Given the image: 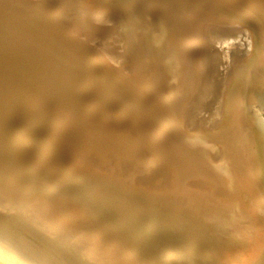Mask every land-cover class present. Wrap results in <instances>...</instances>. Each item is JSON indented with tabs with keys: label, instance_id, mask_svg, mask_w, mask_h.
<instances>
[{
	"label": "bare ground",
	"instance_id": "6f19581e",
	"mask_svg": "<svg viewBox=\"0 0 264 264\" xmlns=\"http://www.w3.org/2000/svg\"><path fill=\"white\" fill-rule=\"evenodd\" d=\"M45 1L36 9L38 1L0 0V146L7 154L0 163V255L9 264H172L177 256L180 264H264V5L251 33L234 19L241 15H229L232 0H194L182 17L177 9L179 21H165L173 28L168 52L155 57L144 82L138 73L153 60L142 39L151 34V8L168 10L171 0H140L127 11L139 30L122 47L134 58L130 73L131 66L125 72L120 65L109 14L120 2L98 5L95 23L87 24L96 32L86 41L68 21L80 10L88 19L86 0ZM200 9L208 18H199ZM215 20L239 26L209 24ZM215 27L224 31L214 33ZM168 67L176 86L169 93L168 78L159 75ZM34 98L48 104L49 123L41 121L48 115L39 116ZM223 119L237 121L229 136L240 148L234 158H241L233 166L239 178L225 222L217 204L202 214L184 212V194L172 202L160 194L149 205L117 179L90 174L80 161L90 153L104 163L129 158L145 165L153 139L150 148L180 169L185 164L176 150L205 144L202 131ZM193 123L197 131L188 129ZM134 169L130 177L142 170ZM100 195L109 202L103 205ZM111 208L122 217L108 213ZM151 225L167 238L148 232Z\"/></svg>",
	"mask_w": 264,
	"mask_h": 264
},
{
	"label": "rangeland",
	"instance_id": "374dc122",
	"mask_svg": "<svg viewBox=\"0 0 264 264\" xmlns=\"http://www.w3.org/2000/svg\"><path fill=\"white\" fill-rule=\"evenodd\" d=\"M37 1L34 0V2H37L36 3L37 5L35 6L36 9L44 8V4H45V6L47 4L45 0H37ZM107 1L108 0H86L85 5L88 9H90L89 14L91 13L90 14L91 16L89 17V14H88V19H85L82 16L83 11L82 12H81V10H80V12L73 11L70 13V19L68 21H70L71 26H78L82 30V33L84 34V37L82 36V38L85 39L86 41H89L90 37L94 36V33L96 32V30H94V31L89 30L90 27L87 24L89 22L93 23L95 21L96 17L94 16V14H95L96 10L98 9V5L100 8L104 4H107V5H104L107 7V6H112V4L115 3V1L120 2L119 6L117 8H115V6L114 7L112 6L110 8L112 11H110L109 14L114 17L111 26L116 28L115 33L117 36L119 35L118 36V39H119L118 46H119V50H121L120 51V53H121V59L120 60L122 61V63L120 65L122 66V64L123 65L125 64L124 66H122V67H124V69H126L125 72H128V69H130L128 66H131V69L129 70V73H130L131 70H133L132 67L134 66V64H132V63H133L134 58H132L133 55L131 53L126 52L127 50H125V48H122V47H125L124 45L127 42L128 34L131 31H135L138 33L139 30L136 29L135 22L134 21L132 22V19L130 18L131 15L130 16L128 15L129 18L126 15L132 13V12H127V11H132V8H134V6H136V4H138V2L140 0H122V1L121 0H109L108 2ZM171 1L172 2H169L170 4L167 3V7H168V5H170V7H168V10L166 8V9L158 11V9H156L155 7L151 8V12L153 13L152 16L149 18L151 34H149V36L145 37V38L142 37V35H140L142 37V39H144L145 45L147 47V49H146V47H144V49H143L146 57L148 55L147 58H151V60L153 59L152 62H150V65H148L143 70V72H141L142 74L138 73L139 77L142 78V80L144 82L149 81V74H151L153 72L152 67L154 66L153 65L154 59H156L157 57H162L168 52L170 38L173 37V28H170L168 25H166L165 21L170 20L171 23H175L176 21H179V18H175V17H177L178 14H179L178 17L179 16L182 17V15H184V13H181V12H183V10H181V9L183 8L184 11L186 12L185 8L187 6H189L190 2H192L194 0H182L183 2L181 0H177V1H179L180 5L177 4L178 3L177 1H176V3L174 0H171ZM173 1H174V3H173ZM219 1L221 3L223 2L225 5L228 2H230L231 0H219ZM52 2L55 3V0H52ZM233 2H235V3H233ZM223 3H222V5H223ZM232 3L235 6L232 4L231 9H232V11L235 10L236 14H238V15L233 13L231 11V9H229V11H228L229 15L231 14V17L241 15L242 20H241V17L240 18L235 17L234 19L235 20L238 19V20H236L237 24H241V25H243V27L245 26L244 28L246 30H247L246 27H248L247 31H249L251 33L250 28H254L255 25L258 23L256 21L260 20V18H258V17L263 12L262 7L264 4L261 3L260 0H241V2H240V0H232ZM181 5H183V6H181ZM246 5H247V7H246ZM172 6H173V8L176 6L175 7L176 11L172 8ZM236 6H239V7L236 8ZM47 7H49V6H47ZM128 7H130L131 10H127V9H129ZM170 8H172V9H170ZM177 9H179L178 14H176ZM241 9H243V10L241 11ZM120 10L122 12H120ZM171 10H173V13L171 12ZM201 10L203 11V9L199 10V13H198L199 18H201V19L208 18L207 15H205V13H204L205 11L202 12ZM164 11H167V12H164ZM240 11H241V14L239 13ZM243 11L246 13L243 14L242 13ZM252 11H253V13H252ZM50 12H51V10H50ZM53 12H55V11L53 10ZM156 12H157V14H155ZM203 13H204V15H203ZM201 14H202V16H201ZM246 14H249V16ZM243 15H244V17H243ZM245 16H247L250 23L247 22L248 20H246L247 18ZM253 18L254 19L256 18V20H254ZM130 19H131V22H130ZM235 20H233V21H235ZM244 20H246V21H244ZM243 21L246 22L248 24V26ZM253 22L255 25L252 24ZM209 24H215V25L220 26V27L239 26V25H234V24L230 25L229 23H223V21H218V20H215L214 23H209ZM215 28L216 29L213 31L214 33L224 31V30H219L218 27H215ZM117 32H118V34H117ZM249 35H251V34H249ZM184 36L185 35H183L182 37H184ZM246 36H245V38H246ZM247 37H248V39L252 38L251 36H247ZM261 37H262V39L260 38L261 44L264 45V33L262 34ZM248 39H245V43L249 42V44H250L251 41H249L250 39L249 40ZM244 46H245V48H247L248 44L243 45V47ZM123 49L125 50L124 53H122ZM206 52H207L206 50L203 52L202 57H204ZM126 53H128L127 55H129V56L132 55L131 57H129L130 59L127 57V55H125ZM240 53H242V51L237 52V54H240ZM199 57H201V56H199ZM202 57H201L200 62H199L200 64L203 63L204 58H202ZM197 59H198V57H197ZM128 61H131L132 63H130ZM149 61H150V59H149ZM238 61L242 63L243 60H238ZM126 64H128V65L126 66ZM136 70L140 72L139 69H136ZM171 70H173V68L168 67V68H165V71H162L161 73H159V75H161L163 79L168 78L167 82H170L169 84H167V82L165 80L167 89L164 92H167V93H169L173 88L176 87L174 84V76L172 75L173 71H171ZM233 70L235 71V68L232 69V71ZM162 73L163 74L165 73V74L163 75ZM158 77H160V76H158ZM137 78H138V75H137ZM229 83H228V86H229ZM20 87H21V88H19L20 90H24V87H22L21 85H20ZM24 95H27V94L23 93L21 96H24ZM190 98H191V96H190ZM190 98H189V100H190ZM25 99H27V98H25ZM34 99H36V100H32V103L38 104V110H41V113L39 111V116H40V114L43 115V114L49 113V110H46V107L48 106V104H45V100L37 99V98H34ZM114 103H115V101L112 102V104H114ZM51 114L52 113L49 114L50 116L48 114L44 115V116L48 115L47 117H40L41 121H46V123H49V120H46V119L51 118ZM133 116L138 117V115H133ZM231 120H233V123H232V121H229V119H223L220 122L214 121L213 122L214 126L206 127V128H208L207 131H202V134H201L203 136V138L207 140L205 144L199 145V147H193V146L190 147L188 145H185L184 148H182L181 150H179V148H178L176 151H180L182 158H183V162L185 164V166L181 167L180 169H177V168L171 166L170 164H166V163H168V161L165 163L163 161L164 159H161V155L156 154L157 152L155 150H153V148L152 149L150 148L149 142L154 141L153 139L151 141L149 140V142L147 143V147H146L147 148L146 149L147 156L145 158H147L146 163L147 162L148 163L145 165L142 164V162L145 161L143 159H140V161H139L140 164H139L136 161L129 160V158H125L124 159L125 161L123 159H120L121 163H122L121 165H118V164L113 163V162H105L104 163V162L98 161V159H99L98 157H95V156L92 157L91 155H89L90 153L85 154V155H87V158H89V159L86 158L87 160H85L84 159L85 157H82V158H80V161L82 164L85 163L87 165V169H89L90 174L94 173L96 175L103 177L104 179L107 177L117 179L116 184L118 186L121 185L123 187H129L130 189L132 188L134 190L133 192L140 194L141 198L144 199L145 202H147L149 205L152 202H155L156 199H158L160 194H162L164 196V198H166L165 199L166 202H172V201H174V198L176 196H178L180 194H184V198L186 200L185 208L183 207L184 212H186V213L194 212L195 214H197L199 212V214H202L205 210H208L210 206L212 207L213 205L217 204V207L219 206V208H221L219 211V212H221L220 219L225 222L228 219V217H227L228 208L232 205L231 204L232 199L229 198V196L232 194L231 192L233 189L231 186L235 187L236 181L238 180L237 178H239V176L237 174L238 171L235 172V174H236V176H235V174L233 172V166L235 164L241 162L240 157L234 158L235 157L234 151L236 149H238L240 151V148L237 145L238 142L236 143V138H234V141H232V138L229 136V134H231V132L233 131L232 129L235 128V126H236L235 124L237 122L236 119H231ZM24 123H25V121H24ZM187 126H188V129L190 131H197L199 129L196 125H194V123L188 124ZM178 128H180V126ZM195 128H198V129H195ZM130 129L132 130L133 128L130 127ZM2 133L3 132L0 129V136L4 137ZM68 138H70V137L68 136ZM68 138L66 136V139H64V140H67V142H68L69 141ZM224 139H226L225 141H227V143H229V147H225L222 145V141L224 142ZM184 149H187L189 153L196 152V153H198L197 154L198 156H194V155H192L193 157L188 156V154H186L188 152H185ZM152 151H153V153H152ZM6 156H7L6 151L0 146V163L3 162L4 160H6L5 159ZM197 158H199V159H197ZM142 166H143V168H142ZM137 167H140L142 170L141 171L139 170V172H137L135 175L130 177V174H132L135 170L134 168H137ZM227 173L229 174V176ZM103 178H100V179H103ZM231 178H232V180H231ZM114 179H112V180H114ZM182 192H185V193H182ZM96 193L97 192H92L90 194V197L94 198V195H97ZM100 194H101V192H100ZM100 197H102V199H103V202H102L103 205H104V203L106 204V202H109L108 201L109 199L106 200L105 196L103 197L100 195ZM194 208H195V210H194ZM116 212H118V213H116ZM108 213H110V214L113 213V214H115V216L121 215V217L123 214L122 212L116 211L114 208H111ZM154 226H156V225H154ZM154 226L151 225L149 227L148 232H151L154 230V231H156V232H154V235L156 237L158 236V237H161L163 239L167 238L165 230H163V231L161 229L155 230ZM166 241L167 240H165V243H166ZM153 247H156V245H154ZM180 259H181L180 256H177L173 260H171V262H169V263L180 264L178 262V261H180ZM156 263L161 264L162 262H160V261L153 262V264H156Z\"/></svg>",
	"mask_w": 264,
	"mask_h": 264
},
{
	"label": "water",
	"instance_id": "95a60500",
	"mask_svg": "<svg viewBox=\"0 0 264 264\" xmlns=\"http://www.w3.org/2000/svg\"><path fill=\"white\" fill-rule=\"evenodd\" d=\"M0 264H9V263L0 255Z\"/></svg>",
	"mask_w": 264,
	"mask_h": 264
}]
</instances>
